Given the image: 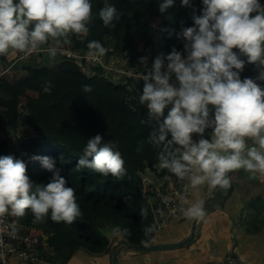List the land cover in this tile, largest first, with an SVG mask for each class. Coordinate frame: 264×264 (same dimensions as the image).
<instances>
[{"label":"clouds","instance_id":"obj_1","mask_svg":"<svg viewBox=\"0 0 264 264\" xmlns=\"http://www.w3.org/2000/svg\"><path fill=\"white\" fill-rule=\"evenodd\" d=\"M173 4L162 0L159 10L163 13ZM202 5L197 15L191 0H182L181 6L192 9L193 21L176 33L182 52L173 47L169 54L161 53L151 68L148 57L139 59L144 66L139 102L148 109V120L141 123L149 128L146 142L158 150L159 167L171 174L167 179L175 176L192 189H228L229 173L241 169L253 179H264V90L251 78L241 80L245 61L233 51L238 49L248 63L260 66L257 79L264 81V6L259 0H202ZM92 9L91 0H0V56L10 51L27 56L50 42L71 45L72 37L89 34ZM99 18L105 27H115L121 13L105 0ZM87 48L93 61L109 51L97 40L89 41ZM47 51L53 59L58 54L55 45ZM173 75L177 83H170ZM52 87L51 81L42 85L45 93ZM91 91V85L83 86V92ZM208 128L213 129L211 140L203 138ZM193 134L201 138L194 141ZM144 143L139 142L137 152ZM31 159L52 173L48 183L33 181L22 160L0 156V218L24 217L30 210L33 224L46 222L49 214L54 222L73 223L82 215L75 190L67 186L54 159ZM124 165L120 151L99 134L87 140L77 162L79 168L117 179L125 175ZM179 211L203 219L205 204L196 200ZM154 231L155 225L143 229L145 237Z\"/></svg>","mask_w":264,"mask_h":264},{"label":"trees","instance_id":"obj_2","mask_svg":"<svg viewBox=\"0 0 264 264\" xmlns=\"http://www.w3.org/2000/svg\"><path fill=\"white\" fill-rule=\"evenodd\" d=\"M104 2L105 0H91L94 22L85 41L97 40L107 49L112 47L113 52L106 53L109 59H120L126 68H137L141 65L139 59L148 57L147 67L151 68L152 62L161 53L167 55L173 47L183 51V44L177 39L176 33L181 26H193V21L191 8L181 6L182 0H174L173 6L163 13L159 10L162 0H108L121 13L120 20L114 22L115 27H105L99 18V10ZM259 2L264 6V0ZM191 3L197 9L196 14L200 15L202 0H191ZM157 18L160 22L155 25ZM85 41L72 37L71 44L83 49ZM52 44L55 42L46 46ZM233 51L245 61L244 69L240 72L241 80H258L260 66L248 63L247 57L238 49ZM11 63L8 55L0 56V66L5 69H20V63L10 67ZM62 63L60 71L49 76L53 85L50 93H45L42 89L45 81L38 61L23 64L28 71L23 81L12 83L0 76V131L10 133V137L5 140L0 138V156L11 155L22 160L26 164L27 175L33 181L44 184L49 182L52 173L40 161H33L31 157L47 156L54 159L60 175L67 181V186L75 190L76 201L82 212L71 224L54 222L50 214L46 222L33 224L30 210L26 212L25 223L28 226L49 231L46 247H41V251L45 253L44 259L52 264H68L82 247L91 253L108 252L116 256L119 252L116 245L122 241L127 240L134 246H144V241H149L152 235L151 233L149 237H145L143 232L145 226L154 224L152 216L145 213L147 203L142 192V177L139 174L141 168L137 169L122 156L126 172L122 178L117 179L77 166L87 140L94 137V133L102 132V136L109 139L110 143L119 141L115 150L135 156L139 161L146 148L151 158L149 168L153 172L159 164L155 157L158 150L146 142L149 128L141 123V120H148V109L134 97L142 94L143 81L117 82L106 76L101 67L80 72L74 63L67 60ZM84 85H91L92 91L83 92ZM33 92L38 94V99H30L29 94ZM26 98L30 102L31 113L24 122L35 128L36 133L16 139L14 134L21 121L20 99ZM40 104L47 111L39 113L37 109H40ZM55 107L58 113L48 114ZM170 107L165 109V117ZM38 114L44 121L33 123L32 118ZM207 131L206 129L205 132ZM109 132L111 137L105 135ZM133 133L138 136L134 138L130 148L129 137ZM106 140L104 141L108 142ZM141 141L145 142L144 147L137 152ZM253 209L259 211L257 208ZM110 227H119L123 239L115 238L110 241L103 234ZM125 229L127 232H124Z\"/></svg>","mask_w":264,"mask_h":264},{"label":"rangeland","instance_id":"obj_3","mask_svg":"<svg viewBox=\"0 0 264 264\" xmlns=\"http://www.w3.org/2000/svg\"><path fill=\"white\" fill-rule=\"evenodd\" d=\"M190 12L192 15V9ZM154 22H155V25H157L160 22V19L157 18L155 19ZM87 43L88 42L86 41L84 42L85 47L87 46ZM43 47H46V46H43ZM110 49H113V48L110 47L108 52H110ZM8 58L13 61L15 59V52L10 51L8 54ZM34 61H38V64L44 74V77H43L44 81L46 82V81H50L49 76H51L52 74H56L60 71V69L63 66L62 61L64 60L57 59V58L53 59L50 57H37L27 62H21L20 63L21 67L17 71V73L14 71H8L10 68L5 69L3 66H0V76L6 77V79L12 83L16 81L17 82L23 81L28 73L27 69L23 67V64L32 63ZM74 64L78 66V68L80 69V72H86L89 69V67L85 66V64L83 63H74ZM255 82L260 87H262V90H264V83H262L261 80H255ZM29 97L31 100L38 99V95L35 94L34 92L30 93ZM134 97L137 101L139 100L138 95ZM29 104L30 102L28 101V98L20 99L19 109H20L21 121L19 124L20 127H18L17 132L14 134V137L16 139H20L21 137L23 138L26 135L36 133L35 128L34 129L32 127L29 128L28 125H26V123L24 122V119H26L28 115L31 113L29 110L30 109ZM39 108L40 109H37L39 113H42V111H47L41 104L39 105ZM56 109L57 107L52 109L48 114L54 115L58 113ZM70 113H71V110H70ZM34 117L35 118H32L33 123H37V122L39 123V122L44 121V119L42 120V116L39 114ZM133 126L134 125L132 124V128ZM103 132H107V131H103ZM97 134L101 136L103 135L102 132L94 133V135H97ZM105 135L110 136V137L112 136L110 132L105 133ZM208 136L211 139L210 132H208ZM102 137L104 138V136ZM104 140L106 139L104 138ZM193 140L198 141L199 140L198 136L193 135ZM111 143L113 144L114 148H116L117 144H119V141H115V143L114 142H111ZM120 153L124 158H126V155L124 153L122 152ZM150 159L151 158H150V155L148 154V150L145 148L144 155L141 158L142 166L139 172L142 178L144 175H150L153 172V170L149 168ZM161 170L162 169L159 166L158 168H156L157 172H160ZM253 181L254 183H256L254 179ZM188 188L190 190V196H189V199L187 200L186 206L187 204H190L196 200H203L204 204H206L207 200L210 198V200L212 201L210 203L213 207L207 204L205 207V212H207L208 210H211V213L208 214L204 218L203 222H200V220H198L195 227L193 226L195 219L187 218L184 215H182V217L173 219L172 221H170L169 226L166 228L164 233L159 234L158 239L155 242H152L151 244L153 245L161 244L167 239H173V238H178L179 241L186 242L189 239H191V237H194V241L191 242L186 247L182 249H178V250L154 251V252L146 253L143 251H136V250L129 249L130 251L128 252L133 251V254L127 253L126 255L120 254L121 247L123 246L124 248V244L123 243L117 244L116 247L119 252L118 254H116V256H118L119 264H150L148 260L153 261L154 264H177V263L179 264H202V263H205L203 261L209 262V261L216 260V259L201 260V258L205 257L204 254L206 252H212L214 250L215 242H216V245L219 246V248L221 249L223 247L226 248L227 246H229L228 250L226 251L227 253L231 252L233 249L235 256L240 260L242 264H253L251 261L257 260L254 257V255H249L248 259L243 257L242 252H241L242 242H241V237L239 235V232L241 230H245L247 227H249L250 228L249 230L252 231L251 227H253V224L261 225L257 220V215H256L257 213L255 212L253 213L254 214V220H253L252 213L245 209L242 201H236L237 198L235 196H231L232 192L231 193L228 192V196L230 198L229 200H226L227 199L226 189L224 190V194H221L220 197H218L215 204H213V199L216 195L209 197V193H208L209 188L207 185L201 186L199 189H192L189 186ZM263 194H264V191H263ZM237 203H240L241 206L237 207ZM219 208H223V210L228 211L231 215L230 216L231 218L219 213L217 210ZM25 217L26 216L16 217V218L20 221L21 224L27 225L25 223ZM251 219L253 221L252 224L250 223ZM259 227L260 226H258V228ZM114 229L116 228L110 227L107 230H104L103 234L110 241L115 240L114 238H116L117 240L123 239V234H121L122 232L120 231V234H117L114 231ZM192 246L196 247L193 253L185 252L187 250L186 248L190 249ZM174 254H176V257L172 256ZM165 259H168V260H165ZM106 260L107 259L105 258V255L103 253L102 254L91 253L88 251L87 248L82 247L80 250H78L74 254V256L68 262V264H107ZM261 260L262 262L264 261L263 259Z\"/></svg>","mask_w":264,"mask_h":264},{"label":"built area","instance_id":"obj_4","mask_svg":"<svg viewBox=\"0 0 264 264\" xmlns=\"http://www.w3.org/2000/svg\"><path fill=\"white\" fill-rule=\"evenodd\" d=\"M78 40H85V37H78ZM54 45L58 48V54L55 57L57 59L83 63L89 68L101 67L104 74L113 81H131L134 83L142 81L139 76L144 71L143 65H139L137 68H126L120 59H109L107 54L99 60L93 61L87 57V46L81 49L72 44H52L27 56L15 52V59L10 67L37 57H49L47 48ZM65 49L67 51H64ZM112 51L113 49H110V52ZM175 82V76L173 75L170 83ZM207 130L210 133L213 131L212 128ZM5 138H7L6 135L2 134V139ZM170 175L166 169H162L160 172L154 171L142 178V192L147 203L145 213L152 216L156 228V231L151 235L150 244L158 239L159 234L164 233L170 221L182 217L183 214L179 209L186 206L190 196L187 182L179 181L175 176L167 179ZM49 236L48 230L23 225L16 217L11 215L0 218V264H45L42 260L44 251H41V247H46ZM202 264L242 263L231 251L221 260H213Z\"/></svg>","mask_w":264,"mask_h":264},{"label":"crops","instance_id":"obj_5","mask_svg":"<svg viewBox=\"0 0 264 264\" xmlns=\"http://www.w3.org/2000/svg\"><path fill=\"white\" fill-rule=\"evenodd\" d=\"M8 71H14V72L17 73L18 70H14V69L10 68ZM4 78H6V77H4ZM175 83H177V82H175ZM24 121H25V119H24ZM19 127H20V125H19ZM28 127L30 128V126H28ZM2 134L6 135L7 138L10 137L9 131H5V130L4 131H0V138L1 139H2ZM136 134L137 133H133V134H131V136H133V137H131V136L129 137V147L130 148H131V146H132V144L134 142V138L138 136ZM198 138L200 139L201 136H198ZM5 139H2V140H5ZM125 155H126V159L130 163H132L137 169L141 168V163L142 162L139 161L138 158H136L135 156H130L127 153ZM155 157H157V155ZM158 166H159V164L155 168H158ZM229 175L231 177V182L232 183H231V187L226 189L227 190V193H226L227 199L226 200H229V198H230L228 196V192H230V193L232 192L231 196H235L237 198L236 201H242L243 204H244L245 209L252 213L253 220H254V214L253 213L254 212L257 213L256 214L257 215V220L261 224V225L253 224V227H251L252 231H250L249 230L250 228L247 227L245 230H241L239 232V235L241 237V242H242L241 243L242 255H243V257H245L247 259L249 258V255H254V257L257 260L256 261H251L253 264H260V263L264 264V261L262 262V260H261V259L264 260V194H263V191H264V179L259 178V176H257L256 178H254V180L256 181V183H254L253 178H251L250 174L245 172L242 169L239 170V171L233 172V173H229ZM218 190L219 191L222 190L221 194H224V190L225 189L216 188V189H212V191H211V189H209L208 190L209 197L213 196V195L214 196L218 195V193H219V192L217 193ZM257 198H259V199H257ZM254 199H255V201L253 202L252 200H254ZM209 202H212V201L210 200ZM208 205H211V203H209ZM240 206H241V204L237 203V207H240ZM252 207L259 209V211L254 210ZM207 212H208V214H210L211 210H208ZM207 212H205V214ZM218 212L223 214V215H225V216H228V217L231 216L230 213L228 211L223 210V208H220L218 210ZM249 222H250V220H249ZM250 223L251 224L253 223L252 219H251ZM153 224H154V221H153ZM258 226H260V227L258 228ZM125 242H128V241H123L122 242L124 244V248H123V246L121 247L120 254L121 255H123V254L126 255L127 253L133 254V251L132 252H128V251H130L129 249H132V248H129V246ZM176 242H181V241H179L178 238H173V239H167L166 241H164L162 243H176ZM214 244H215L214 250L212 252H206L204 254L205 257L201 258V260H209V259L221 260L228 254L226 251L228 250L229 246H227L226 248L223 247L221 249V248H219V246L216 245V242ZM148 245H153V244H150V239H149ZM195 248L196 247H194V246H192L190 249L186 248L187 250L185 252L193 253ZM132 250H134V249H132ZM232 252H233V249H232ZM44 254H43V256H44ZM103 254L105 255V258L107 259L106 263L107 264H111L112 261H113V258L115 256H112L108 252L107 253H103ZM172 256L176 257V254H174ZM42 260L45 262V264H52L49 261H47L46 259H44V257H43ZM165 260H168V259H165ZM148 261H149L150 264H154L153 261H150V260H148ZM203 262L206 263L207 261H203ZM117 264H119V262H117ZM177 264H179V263H177Z\"/></svg>","mask_w":264,"mask_h":264},{"label":"water","instance_id":"obj_6","mask_svg":"<svg viewBox=\"0 0 264 264\" xmlns=\"http://www.w3.org/2000/svg\"><path fill=\"white\" fill-rule=\"evenodd\" d=\"M198 136H200V135H198ZM203 138H206V139L211 140L210 137L208 136V134L206 132L204 133ZM221 193H222V190H220L219 193H218V195H216L214 197L213 204H215V202L217 201V199L221 195ZM209 201H210V198L207 200V202L205 204V207H206V205L208 204ZM207 214H208V212L205 214V217L207 216ZM204 218L203 219H195V222H194L193 226L195 227V225L197 224V221L198 220H200V222H203ZM193 241H194V237H191V239H189L186 242L161 243V244L144 245V246H134V245H132V244H130L128 242H125V243L129 246V248H132V249H134L136 251H143V252L148 253V252H154V251H166V250H178V249H182V248L186 247L187 245H189ZM117 262H118V257L115 256L113 258V261H112L111 264H117Z\"/></svg>","mask_w":264,"mask_h":264}]
</instances>
